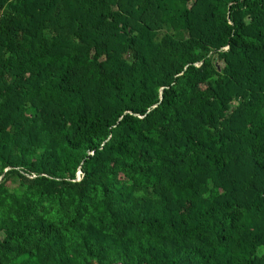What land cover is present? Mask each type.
Returning <instances> with one entry per match:
<instances>
[{
	"label": "trees",
	"instance_id": "16d2710c",
	"mask_svg": "<svg viewBox=\"0 0 264 264\" xmlns=\"http://www.w3.org/2000/svg\"><path fill=\"white\" fill-rule=\"evenodd\" d=\"M0 264H264V0H0Z\"/></svg>",
	"mask_w": 264,
	"mask_h": 264
}]
</instances>
